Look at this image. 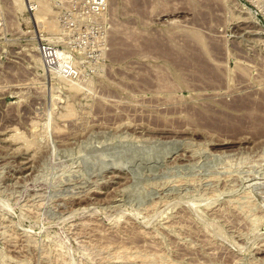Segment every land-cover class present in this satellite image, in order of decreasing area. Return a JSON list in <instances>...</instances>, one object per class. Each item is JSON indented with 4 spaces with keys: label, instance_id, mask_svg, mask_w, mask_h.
Masks as SVG:
<instances>
[{
    "label": "rangeland",
    "instance_id": "1",
    "mask_svg": "<svg viewBox=\"0 0 264 264\" xmlns=\"http://www.w3.org/2000/svg\"><path fill=\"white\" fill-rule=\"evenodd\" d=\"M0 5V264H264V0Z\"/></svg>",
    "mask_w": 264,
    "mask_h": 264
},
{
    "label": "built area",
    "instance_id": "2",
    "mask_svg": "<svg viewBox=\"0 0 264 264\" xmlns=\"http://www.w3.org/2000/svg\"><path fill=\"white\" fill-rule=\"evenodd\" d=\"M23 13L31 21L34 13L38 11L37 1L47 5L51 12L52 20L55 21L62 30L67 28L70 21H99L106 9V0H26ZM0 21L2 19V7L0 5ZM36 54L40 63L49 70L59 73H66L68 70L67 61L63 53L52 43L40 39L36 43Z\"/></svg>",
    "mask_w": 264,
    "mask_h": 264
},
{
    "label": "bare ground",
    "instance_id": "3",
    "mask_svg": "<svg viewBox=\"0 0 264 264\" xmlns=\"http://www.w3.org/2000/svg\"><path fill=\"white\" fill-rule=\"evenodd\" d=\"M38 2V5H39V8H38V11L36 12V13H34V15H33V18L32 17H30L31 18V21L32 22H34V17H35V15L39 12V10L41 9V4L43 3V2H41V1H37ZM26 3H27V1H26ZM43 4H45V3H43ZM24 5L26 6V4H25V0H24ZM46 5V4H45ZM51 15V14H50ZM46 17H48V16H46ZM50 18H51V16H49ZM26 19V18H25ZM39 21V20H38ZM43 25V24H42ZM54 26V25H53ZM147 43V42H146ZM158 44V43H157ZM149 47V46H148ZM154 48V47H153ZM158 52V51H157ZM172 58V57H171ZM243 106V105H242ZM241 107V106H240ZM256 107H257V105H256ZM256 109V108H255ZM249 113V112H248ZM260 120V119H259ZM258 121V120H257Z\"/></svg>",
    "mask_w": 264,
    "mask_h": 264
}]
</instances>
